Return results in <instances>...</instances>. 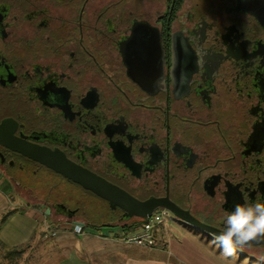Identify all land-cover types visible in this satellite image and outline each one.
Here are the masks:
<instances>
[{
	"label": "flooded vegetation",
	"instance_id": "flooded-vegetation-1",
	"mask_svg": "<svg viewBox=\"0 0 264 264\" xmlns=\"http://www.w3.org/2000/svg\"><path fill=\"white\" fill-rule=\"evenodd\" d=\"M0 126L140 202L174 203L194 223L148 218L211 240L237 203L264 202V0H0ZM18 152L0 143L7 176L42 166L112 223L148 219ZM238 251L258 260L264 242Z\"/></svg>",
	"mask_w": 264,
	"mask_h": 264
},
{
	"label": "crops",
	"instance_id": "crops-1",
	"mask_svg": "<svg viewBox=\"0 0 264 264\" xmlns=\"http://www.w3.org/2000/svg\"><path fill=\"white\" fill-rule=\"evenodd\" d=\"M7 177L0 169V251L18 252L22 257L30 254L29 261L13 264H224L189 240L173 241L170 253L126 245L120 226L109 233L82 219L52 218L45 201L37 197L35 202L25 194V202L9 201L7 190L13 186ZM75 224H83L84 230L74 231ZM41 257L50 262L41 263Z\"/></svg>",
	"mask_w": 264,
	"mask_h": 264
},
{
	"label": "rangeland",
	"instance_id": "rangeland-1",
	"mask_svg": "<svg viewBox=\"0 0 264 264\" xmlns=\"http://www.w3.org/2000/svg\"><path fill=\"white\" fill-rule=\"evenodd\" d=\"M7 178L13 186V189L7 190L9 195L7 198L9 201L15 200L25 202L26 200L24 199L23 194L31 193L33 196L35 195L45 202L46 199L50 201H63L71 207H79V212L87 215L85 216V220L89 222V224H92V226L94 225V227H96L97 224L100 225L113 222L111 219L112 217L107 214V207L99 197L84 192L78 185L70 182L64 181L55 183L57 182V179L47 175L46 169L42 166H34L30 168L12 167L9 170ZM15 186L19 188L17 191ZM34 201L37 202L38 200L34 199ZM113 224L115 226H99V228L102 231L108 230L109 233H112L118 229L117 225L120 226V224L117 223ZM152 234L155 239V244L152 246L154 250L167 251V253H170L173 241L180 242L182 240H189L197 244L202 250H205V252L212 258H216L224 264H260L257 259L251 258L248 254H242L238 250L234 257H225L219 247L209 243L210 240L201 236L196 231H192L183 224L174 221L166 214H164L162 223L154 226ZM19 255L18 252L14 251H0V264H13L14 262H27L30 260V254L26 257ZM38 261L41 263H48L50 262V259L41 257Z\"/></svg>",
	"mask_w": 264,
	"mask_h": 264
},
{
	"label": "water",
	"instance_id": "water-1",
	"mask_svg": "<svg viewBox=\"0 0 264 264\" xmlns=\"http://www.w3.org/2000/svg\"><path fill=\"white\" fill-rule=\"evenodd\" d=\"M1 129L2 126H0V143L21 151L18 153L37 161L40 164L53 168L57 172L66 176L68 179L80 184L85 189L91 190L97 195L109 200L112 205L113 203H116L122 208L127 209L130 212H135L145 218H148V216L157 208L164 207L184 221L194 223L192 218L174 203L153 200L140 202L106 179L69 161L57 152H35L33 147L30 146L27 141L18 140L12 135H2ZM262 242H264V239L253 241L251 244H258Z\"/></svg>",
	"mask_w": 264,
	"mask_h": 264
},
{
	"label": "clouds",
	"instance_id": "clouds-1",
	"mask_svg": "<svg viewBox=\"0 0 264 264\" xmlns=\"http://www.w3.org/2000/svg\"><path fill=\"white\" fill-rule=\"evenodd\" d=\"M219 232H209L210 244L219 247L225 257H234L253 241L264 239V202L237 203L222 219ZM264 264V254L258 257Z\"/></svg>",
	"mask_w": 264,
	"mask_h": 264
},
{
	"label": "built area",
	"instance_id": "built-area-1",
	"mask_svg": "<svg viewBox=\"0 0 264 264\" xmlns=\"http://www.w3.org/2000/svg\"><path fill=\"white\" fill-rule=\"evenodd\" d=\"M164 214H155L150 216L147 221L139 228L132 232L121 231L120 238L126 244H136L147 247H152L155 244V239L152 234L154 226L162 223ZM84 230L83 224H75L74 231L80 233Z\"/></svg>",
	"mask_w": 264,
	"mask_h": 264
},
{
	"label": "trees",
	"instance_id": "trees-1",
	"mask_svg": "<svg viewBox=\"0 0 264 264\" xmlns=\"http://www.w3.org/2000/svg\"><path fill=\"white\" fill-rule=\"evenodd\" d=\"M146 221H147V219H144L140 222L130 223V224H120V227L125 232H132V231L136 230L139 226H141L143 223H145ZM86 223L89 224V222H86ZM108 224H109V226L114 225L112 222L108 223ZM104 225H107V224H100V225L97 224L96 227L104 226Z\"/></svg>",
	"mask_w": 264,
	"mask_h": 264
}]
</instances>
